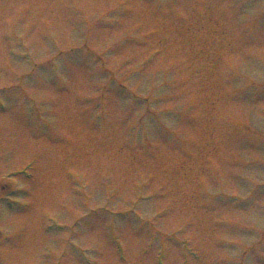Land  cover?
I'll list each match as a JSON object with an SVG mask.
<instances>
[{"label": "rangeland", "instance_id": "rangeland-1", "mask_svg": "<svg viewBox=\"0 0 264 264\" xmlns=\"http://www.w3.org/2000/svg\"><path fill=\"white\" fill-rule=\"evenodd\" d=\"M160 262L264 264V0H0V264Z\"/></svg>", "mask_w": 264, "mask_h": 264}]
</instances>
